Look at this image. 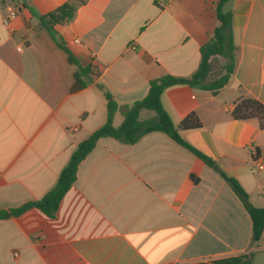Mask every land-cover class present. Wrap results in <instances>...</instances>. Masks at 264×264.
Wrapping results in <instances>:
<instances>
[{
	"label": "crops",
	"instance_id": "crops-1",
	"mask_svg": "<svg viewBox=\"0 0 264 264\" xmlns=\"http://www.w3.org/2000/svg\"><path fill=\"white\" fill-rule=\"evenodd\" d=\"M75 1L0 0V212L56 186L77 147L106 123L108 95L118 128L152 80L194 75L201 47L220 25L219 0H85L71 22L55 27L86 70V87L73 92L79 68L39 17ZM224 10L237 47L228 84L216 93L174 86L161 101L175 126L198 116L202 127L180 131L181 138L264 209V171L255 165L264 157V130L232 118L242 97L264 105V0H230ZM215 61L226 65L222 56ZM231 257L264 264V232L253 243L252 219L230 184L162 132L134 144L100 139L56 218L32 209L0 219V264H215Z\"/></svg>",
	"mask_w": 264,
	"mask_h": 264
},
{
	"label": "trees",
	"instance_id": "trees-1",
	"mask_svg": "<svg viewBox=\"0 0 264 264\" xmlns=\"http://www.w3.org/2000/svg\"><path fill=\"white\" fill-rule=\"evenodd\" d=\"M229 1L219 0L216 5V16L220 25L215 29L208 42L201 47V63L198 71L194 75L187 78L167 75L152 80L148 96L136 102L132 107L124 109V122L118 128L113 124V118L118 110L117 103L113 100L112 96L108 95V117L106 123L77 147L69 164L62 171L56 186L37 201L29 202L18 209H13L8 212H0V219L20 216L32 209L40 210L51 219L56 218L63 199L77 181L80 163L93 151L100 139L111 137L127 144H134L146 134L162 132L205 161L208 165L216 168L223 179L230 184L245 204L252 219L253 243H257L264 232V209L253 206L249 201V196L235 179L228 177L211 159L181 138L180 131L196 130L202 127L198 116L192 113L178 126H175L161 101L165 90L174 86L187 85L216 93L228 84L235 69V53L237 51L231 31L232 15L224 10L225 4ZM83 3H85V0L69 2L57 8L55 11L39 17L41 24L49 31L58 46L67 53L69 63L77 65L79 68L75 74V83L72 88L73 92H77L86 87L87 82L82 79L86 70L81 67L78 60L65 44L58 40L55 27L71 22L75 17L77 9ZM216 56H222L226 60V65L223 67L224 71L222 76L212 81L210 80L212 73L211 60ZM143 110L154 111L157 114L156 119L147 121L139 120L140 112ZM232 118L241 121H257L260 129L264 130V105L251 97H242L236 102ZM215 264H250V260L242 257H231L216 261Z\"/></svg>",
	"mask_w": 264,
	"mask_h": 264
},
{
	"label": "rangeland",
	"instance_id": "rangeland-1",
	"mask_svg": "<svg viewBox=\"0 0 264 264\" xmlns=\"http://www.w3.org/2000/svg\"><path fill=\"white\" fill-rule=\"evenodd\" d=\"M223 71H224V69H223V67L222 68H220L219 67V62L218 61H215L214 63H213V65H212V73H211V77L212 78H217V77H219L222 73H223ZM142 121L144 120H148L149 119V117H147V116H142V118H140Z\"/></svg>",
	"mask_w": 264,
	"mask_h": 264
},
{
	"label": "built area",
	"instance_id": "built-area-1",
	"mask_svg": "<svg viewBox=\"0 0 264 264\" xmlns=\"http://www.w3.org/2000/svg\"><path fill=\"white\" fill-rule=\"evenodd\" d=\"M257 170L264 171V157L257 158L255 161Z\"/></svg>",
	"mask_w": 264,
	"mask_h": 264
}]
</instances>
